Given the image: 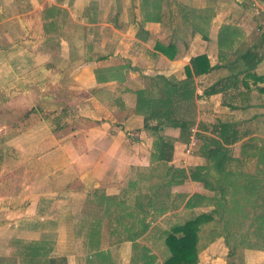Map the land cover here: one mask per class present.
Returning a JSON list of instances; mask_svg holds the SVG:
<instances>
[{"label":"crops","instance_id":"1","mask_svg":"<svg viewBox=\"0 0 264 264\" xmlns=\"http://www.w3.org/2000/svg\"><path fill=\"white\" fill-rule=\"evenodd\" d=\"M251 1L250 5L259 6L264 0ZM151 2L147 0V7L153 10ZM241 2L161 0L158 15L145 18L143 0H0V264H20L23 245L39 241H46L49 257L65 256L67 264L92 261L84 233L77 231L86 221H80L76 204L99 194L107 202L132 203L134 189L144 181L140 172L151 166L145 140L149 136L134 130L142 117L131 113L134 96L126 91L143 87L137 85V78L144 82L162 74L182 79L189 57L205 53L210 65L219 66L193 78L195 97L216 107L223 116L219 120H239L234 117L249 113L242 127L250 131L247 135L259 136L262 131L253 126L255 119H261L264 128V94L255 89L264 85V46L263 57L252 70L263 79L253 81L239 75L248 86L250 101L233 102L238 107L230 109L227 99H220L221 92L203 94L216 80L242 67L231 60L234 46H225L227 42L217 46L220 28L230 26L226 40L236 34L242 42L258 31L257 26L264 27V17H255L253 22L243 16L242 9L249 5ZM205 6L213 9L206 41L197 32L191 34L183 18L186 9ZM237 13L242 15L232 21ZM156 42L173 43L176 56L168 59L154 48ZM117 74L124 79L113 78ZM245 103L248 106L242 107ZM31 110V121L17 128L15 123ZM59 114L64 122L54 129L51 123ZM133 130L137 135L125 136ZM178 160L174 151L170 165L186 167ZM198 164L203 163L196 160L191 165ZM133 182L136 188L129 187ZM185 183L172 186L169 192L185 193L187 198L195 191L188 190ZM140 192L147 195L148 190ZM168 211L158 219L173 212ZM75 215L78 219L71 218ZM69 219L78 237V250L62 242ZM156 223H149L150 233ZM107 224L108 218L103 216L99 248L109 255L114 249L117 263L126 264L131 242H104L112 238L107 236ZM148 237L144 238L150 247L159 246ZM208 245L205 253L218 248L225 255L223 264L229 260L222 239ZM202 250L196 264H201ZM243 252L245 264H260L264 258V251ZM216 256L212 254L211 260ZM156 261L160 263L161 258Z\"/></svg>","mask_w":264,"mask_h":264},{"label":"trees","instance_id":"2","mask_svg":"<svg viewBox=\"0 0 264 264\" xmlns=\"http://www.w3.org/2000/svg\"><path fill=\"white\" fill-rule=\"evenodd\" d=\"M143 1L146 5L144 17H156L161 0H151L153 10L148 9L147 0ZM212 15L213 9L210 6L190 7L185 10L183 18L185 25L188 26L187 30L191 34L199 33L206 41ZM230 28L223 25L218 31L216 38L218 47L226 44L225 35ZM257 30L249 40L240 43L241 50L233 51L231 60L241 63L242 67L209 85L203 90L204 95L221 92L223 96L225 95L224 99H227V106L230 109L238 107L233 102L250 101L248 86L239 75L243 74L242 77L251 78L253 81L263 79V76H257L252 72L263 57L261 49L264 46V27L257 26ZM154 48L168 59L174 58L177 54L173 43L156 42ZM218 66L210 65L206 54L199 53L189 57L188 62L183 65L182 79L157 74L147 79L141 88L126 89L134 96L131 113L142 117L140 130L151 137L148 155L151 166L142 170L140 176L141 179H149L152 182L148 183L147 195L140 192V186L135 187V182L129 184V187L136 188L134 190L137 191L132 203L107 202L103 194L97 196L96 203L92 202L94 199H88L95 209L92 213L82 215L80 221H87L88 225L84 227L82 225L79 229L84 233L87 253H90L89 256L93 260H99V264H113L109 253L99 248L103 236V216L108 218L107 236H112V243L131 242L129 264H155V255L149 253L147 247L139 246L135 240L147 231L152 219L165 212L167 206L172 208V202L165 205L170 202L167 201L170 196L184 197L181 193H170L169 189L186 180L201 184L206 193L198 191L191 193L185 199L183 208L188 209L190 213L199 207H205L206 210L195 214L189 213L182 220L174 221L173 217L163 228H158L160 225L157 223L151 227L154 232L148 231L145 236H149L148 239L152 242L161 243L160 264H196L199 252L217 238L222 239L226 246L228 259L245 249L264 251V146L262 149L259 147L261 143L264 145V140L257 136H247L250 131L242 127L241 120L215 119V122L206 125L199 120L195 122L190 114L184 113L196 96L193 78L207 74ZM224 66H227L226 63ZM113 78L124 79L121 74ZM242 86L244 89H240ZM256 90L259 94H264V85L256 87ZM241 106L246 107L248 103ZM32 113L31 110L18 120L15 123L17 128L29 123L33 117ZM62 122L64 119L62 114H59L54 117L51 124L56 129L62 126ZM194 122L197 130H207L209 127L208 131L212 134L192 133L194 138L200 141L194 153L203 157L205 163L187 167L168 164L173 150L172 138L166 137L163 129L177 128L179 131L177 139L186 143ZM244 137L246 138L242 140ZM238 141L239 155L233 156L232 145ZM94 191L96 190L93 189L91 192ZM45 242L23 245L19 263H65L62 257L57 259L47 255L50 250L44 248ZM147 259H152L153 262ZM227 264L241 263L230 260Z\"/></svg>","mask_w":264,"mask_h":264},{"label":"rangeland","instance_id":"3","mask_svg":"<svg viewBox=\"0 0 264 264\" xmlns=\"http://www.w3.org/2000/svg\"><path fill=\"white\" fill-rule=\"evenodd\" d=\"M175 2H179V0H174ZM240 1H242L241 3H243L244 5H246V4H248L249 5V7L247 6V7H245V8H243L242 10H243V16H245V18L247 19V20H252L253 22H254V20H253V18H255V17H260V16H262V17H264V1L263 2H260V3H258V5L259 6H257V5H254V3H253V5H250L251 4V2H253V1H251V0H240ZM176 6H177V3L175 4ZM243 6V5H242ZM244 7V6H243ZM195 8V7H194ZM239 15H242V14H236L235 16H234V18H233V20L232 21H235V19H238L240 16ZM255 31V30H254ZM253 31V32H254ZM256 32V31H255ZM232 35H234V36H232ZM230 34V35H228V36H230V37H228L229 38V40H225V43L227 42V44L225 45V46H228V45H232V47L234 46L235 48H232V49H234L233 51H235V50H241L242 49V46H239L240 45V41H239V39H238V37H237V35L236 34ZM252 36V35H251ZM250 36V37H251ZM208 47H209V43H208ZM191 57V56H190ZM138 80L137 81H139V82H137V85H142V86H144L146 83V80H144V82H141L140 81V79L139 78H137ZM135 86V85H134ZM256 90V89H255ZM257 91V90H256ZM197 92V91H196ZM195 93V92H194ZM133 99H134V97H133ZM221 100H223L224 99V96L221 94V98H220ZM217 102H218V99L216 100ZM219 103V102H218ZM217 103V104H218ZM215 108L216 107H214V109H213V106H211V104H209V103H205V102H199V100L196 98V97H194L192 100H191V106L188 108V109H186L185 110V112L184 113H186V114H190V116H192L193 117V119H194V121L196 122V121H202L203 123H205L206 125H209V124H211V123H213V122H215V118H222L223 116L222 115H220V114H222L220 111H216L215 110ZM205 111H204V110ZM200 111H201V114H200ZM202 111H204V112H202ZM251 111H257V112H260L261 111V109H251ZM225 114H227L226 112H225ZM213 115H216L217 117H214ZM246 115H249V113H247V114H244V115H240L239 116V118L237 117V116H235L234 118H236V119H239V120H241V121H243L244 119H246ZM233 117V116H232ZM228 120V119H227ZM261 119H255V125L253 126V128L255 129H257L258 131H262V132H260L258 135L259 136H257V137H259V138H261L262 140H264V128H263V126H262V121H260ZM221 121H226L225 119H222ZM195 122H194V124L192 125V127L190 128V130L189 131H191V135L189 136V140H188V142H183V141H179L178 139H177V137H178V134H179V131H178V129L177 128H169V127H167V128H164L163 129V133H164V135L166 136V137H169V138H172V146H173V150L177 153V157L179 156V160H178V164L180 163V164H183V165H185L186 167L187 166H194V165H191V164H194V161H196V160H200V162L201 163H205V160H204V158L203 157H201V156H199V155H197V154H195L194 153V151H195V149L197 148V146H198V143H200V141H199V139L198 138H194V141H193V145H190L189 143H190V137L191 136H193L192 135V133H194V132H201V134H203V135H212L211 133H210V131H208V129H209V127H208V129L207 130H197V128H196V125H195ZM142 127V123H141V121H139V123H138V127H136V128H134V130H136V131H141L140 130V128ZM137 129H139V130H137ZM131 131V132H129V134H127V135H125V136H127V137H129V138H132V137H134V135H137L136 133L137 132H135V131ZM175 130V131H174ZM143 131V130H142ZM135 132V133H134ZM145 132V131H144ZM145 134H147L146 132H145ZM148 135V134H147ZM247 136H250V135H247ZM246 136V137H247ZM141 137H145L142 133H141ZM246 137H244V138H242V140L243 139H245ZM256 137V136H255ZM145 140H146V142H147V144L150 146L151 145V137H145ZM176 142H178L177 144H176ZM239 142L240 141H238V142H235L232 146V149H231V152H232V155L233 156H238L239 155V147H238V145H239ZM262 144V143H261ZM260 144V149H262V146H264V145H261ZM176 146V147H175ZM186 149L187 150H189L187 153H186ZM172 150V153H174V151ZM185 155H191V157L190 158H185L184 156ZM196 156H198V157H196ZM171 158H172V155H171ZM183 159V160H182ZM184 160H185V162H184ZM251 160V159H250ZM171 161V160H170ZM169 161V162H170ZM251 161H253V160H251ZM263 161H264V159H263ZM168 162V164H170ZM255 162V161H254ZM259 163H260V161H259ZM199 165V164H198ZM260 165L261 166H263L261 163H260ZM181 166V165H180ZM183 167V166H182ZM250 168H251V166H249ZM249 167H248V169H249ZM253 168H254V166H253ZM187 181H190L191 182V184H189ZM150 182H152L151 180H149V179H147V180H144V181H142L141 182V184H140V187H141V191H145V190H147L148 188H147V186H148V183H150ZM186 185V188L188 189V190H190V189H192L193 188V190L194 191H198V192H202V193H206V190H204L203 188H202V186H201V184H199V183H197V182H193V181H191V180H186V183H185ZM171 191H173V190H171ZM174 192V191H173ZM174 193H176V192H174ZM180 193V192H179ZM181 194H184V197L182 198H174L173 196H170L168 199H167V201L169 200L170 202H167L168 204H171V202H172V208H167L169 211V213H170V210L172 211L173 210V212L171 213V215L169 216V214H167V215H164L163 217H160L159 219L158 218H155V219H152V221L151 222H158L157 224H159V225H165L168 221H171V219H173V217H175L173 220L174 221H176V220H182V219H184L185 217H187L188 215H189V210L188 209H185V208H183V204H184V201H185V197H186V195H185V193H181ZM90 197H91V195H90ZM187 197H188V195H187ZM96 198H97V196L96 197H91V199H94L92 202H95V200H96ZM88 199H90L89 198V196L87 197L86 196V198L85 199H83L82 201L83 202H81L82 203V207H79V205H81V203H80V200H79V203L78 204H76L78 207H77V210L76 211H79L80 212V216L79 217H81L83 214H81V213H83V212H88V213H92L93 212V210L95 209L94 208V206L93 205H91V204H89L90 203V200L88 201ZM96 203V202H95ZM165 204V205H168V204ZM168 207V206H167ZM201 210H206V208L205 207H199V208H194L193 209V211L190 213V214H195V213H197V212H199V211H201ZM96 211L97 210H95V213H96ZM97 214V213H96ZM93 215V214H92ZM72 219H78V216H76L75 215V217H71ZM82 218V217H81ZM169 220H168V219ZM157 219V220H156ZM172 220V221H173ZM77 223H79V222H77ZM88 225V223H87V221H86V226ZM108 225V224H107ZM105 227V226H104ZM148 227H150V224L148 225ZM75 230V228L73 227V226H71V220L69 219L68 221L66 220L65 221V229H64V234H63V236H62V242L63 243H71L72 244V246L74 247V248H76L77 249V247H78V237H76V235L74 236V231ZM80 229H79V227H78V230L77 231H79ZM147 231H148V229H147ZM147 231L144 233V237H145V235H146V233H147ZM72 234H73V237H72ZM144 237H140V241L138 240V245L140 246V245H142V246H144V247H147L148 249H149V252H152L154 255H155V257H160L161 258V250H162V246H161V243L159 244V246H157V247H150V245H149V241L146 239V238H144ZM102 239H103V236H102ZM218 239V238H217ZM217 239H215V240H217ZM220 239V238H219ZM92 241V240H91ZM91 241H89V245L91 244ZM108 241H109V243H108ZM112 241H113V239L112 238H107V239H105V241L104 242H107L108 244H112ZM95 243H96V241H95ZM95 243L93 244V245H95ZM101 242H99V244H100ZM86 246H87V242H86ZM209 246V245H208ZM208 246H206V248L208 247ZM69 247H70V244H69ZM206 248H204L203 250H204V254H203V257L201 258V264H223V259H222V257H224L225 255H224V253H222L218 248H216V251H213V252H206L205 253V250H206ZM78 250V249H77ZM101 250H103V249H101ZM152 250V251H151ZM202 250V251H203ZM75 251L76 250H73V255L75 254ZM60 252H62V248H61V250H60ZM105 252H106V250H105ZM131 253H132V249H131V251H130V253H129V258L127 259V261H126V264H129V260H130V256H131ZM212 254H217L218 256H216V257H214L212 260H211V255ZM110 257H111V259H112V261H113V264H125V262L123 263V262H121V263H117V258H116V254H115V251H114V249H112V253H110ZM227 257V256H226ZM264 257V256H263ZM59 258H61V257H59ZM59 258H57V259H59ZM64 260H65V263H63V264H67V262H66V258H65V256L64 257H62ZM77 259H78V256H77ZM243 259H244V261H243ZM263 260H262V262H260V264H264V258H262ZM84 260V259H83ZM152 259H147V261H151ZM157 261H158V259H156ZM233 261V260H235L237 263L238 262H240V263H242V264H245V260H246V256H245V253L241 250V251H239V252H237V254L236 255H233V256H231V257H229V260H224V264H227L229 261ZM156 261V264H160L159 262H157ZM151 262H153V260L151 261ZM84 264H99V260H93L92 259V261H86V263L85 262H83ZM102 263V262H101ZM150 263V262H149Z\"/></svg>","mask_w":264,"mask_h":264},{"label":"built area","instance_id":"4","mask_svg":"<svg viewBox=\"0 0 264 264\" xmlns=\"http://www.w3.org/2000/svg\"><path fill=\"white\" fill-rule=\"evenodd\" d=\"M193 135V134H192ZM193 141H194V136H191L190 137V145H193ZM189 150L186 149V153L188 152ZM190 152V151H189Z\"/></svg>","mask_w":264,"mask_h":264}]
</instances>
